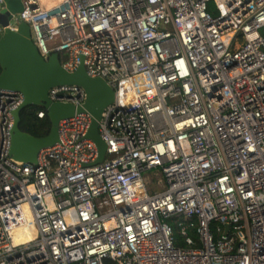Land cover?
I'll use <instances>...</instances> for the list:
<instances>
[{
	"label": "built area",
	"instance_id": "built-area-1",
	"mask_svg": "<svg viewBox=\"0 0 264 264\" xmlns=\"http://www.w3.org/2000/svg\"><path fill=\"white\" fill-rule=\"evenodd\" d=\"M23 5L7 27L28 22L68 71L83 57L115 96L103 162L83 111L31 164L9 153L23 94L0 90V264H264V0ZM49 98L78 107L86 93Z\"/></svg>",
	"mask_w": 264,
	"mask_h": 264
},
{
	"label": "water",
	"instance_id": "water-1",
	"mask_svg": "<svg viewBox=\"0 0 264 264\" xmlns=\"http://www.w3.org/2000/svg\"><path fill=\"white\" fill-rule=\"evenodd\" d=\"M23 8V0H12L11 4L0 8V27L3 28L0 30V90L18 91L24 97L20 107L13 112L10 155L16 160L36 164L39 151L59 141V122L75 113L88 111L92 122L86 137L98 147L99 156L95 163L103 162L107 145L98 127L104 108L114 101L113 88L105 79L87 73L83 57L73 72L62 65L58 53L43 57L32 38L28 22L21 21L16 30L7 27L12 15L20 13ZM60 85L82 87L86 93L83 106L52 101L49 90ZM29 106H40L47 111L51 122L48 135L37 137L20 128L21 113Z\"/></svg>",
	"mask_w": 264,
	"mask_h": 264
},
{
	"label": "trees",
	"instance_id": "trees-1",
	"mask_svg": "<svg viewBox=\"0 0 264 264\" xmlns=\"http://www.w3.org/2000/svg\"><path fill=\"white\" fill-rule=\"evenodd\" d=\"M63 54H60V60L61 62L64 61ZM0 72H1V65H0ZM43 109L40 106H29L25 108L21 113V123L20 128L23 131H26L34 136L42 137L49 134L51 129V122L48 118L47 111L45 113V116L43 118H40L37 116V111ZM171 220V224L174 227V234L176 238V244L183 245V237L181 235L179 226H177V221L179 220ZM190 232H194V230H191ZM194 235V234H193ZM105 264H115L111 260H106Z\"/></svg>",
	"mask_w": 264,
	"mask_h": 264
},
{
	"label": "bare ground",
	"instance_id": "bare-ground-1",
	"mask_svg": "<svg viewBox=\"0 0 264 264\" xmlns=\"http://www.w3.org/2000/svg\"><path fill=\"white\" fill-rule=\"evenodd\" d=\"M42 1L46 2L48 5H51V4L55 3V1H57V0H42ZM32 237H33V232H29L28 230L27 231L20 230L16 234L15 239L17 241H23V240L30 239Z\"/></svg>",
	"mask_w": 264,
	"mask_h": 264
},
{
	"label": "crops",
	"instance_id": "crops-1",
	"mask_svg": "<svg viewBox=\"0 0 264 264\" xmlns=\"http://www.w3.org/2000/svg\"><path fill=\"white\" fill-rule=\"evenodd\" d=\"M12 0H0V6L4 7L5 4H11Z\"/></svg>",
	"mask_w": 264,
	"mask_h": 264
}]
</instances>
